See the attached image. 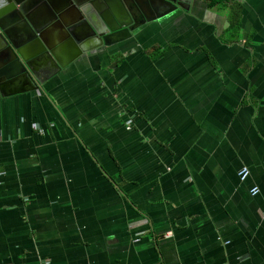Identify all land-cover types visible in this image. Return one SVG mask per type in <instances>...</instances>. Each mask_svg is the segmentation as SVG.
<instances>
[{"label":"crops","instance_id":"1","mask_svg":"<svg viewBox=\"0 0 264 264\" xmlns=\"http://www.w3.org/2000/svg\"><path fill=\"white\" fill-rule=\"evenodd\" d=\"M224 1L8 86L0 264H264V0Z\"/></svg>","mask_w":264,"mask_h":264},{"label":"water","instance_id":"2","mask_svg":"<svg viewBox=\"0 0 264 264\" xmlns=\"http://www.w3.org/2000/svg\"><path fill=\"white\" fill-rule=\"evenodd\" d=\"M195 1L0 0V99L26 78L41 89L42 71L59 72L130 40L178 9L189 11Z\"/></svg>","mask_w":264,"mask_h":264},{"label":"trees","instance_id":"3","mask_svg":"<svg viewBox=\"0 0 264 264\" xmlns=\"http://www.w3.org/2000/svg\"><path fill=\"white\" fill-rule=\"evenodd\" d=\"M221 4H225V1L224 0H207V7H208V9H212L213 7L218 6V5H221ZM239 10H240V6L238 5L234 9V13L236 15H239L238 14L239 13ZM235 22H236V19H231L230 20V23H229V26H228V30L234 27Z\"/></svg>","mask_w":264,"mask_h":264},{"label":"built area","instance_id":"4","mask_svg":"<svg viewBox=\"0 0 264 264\" xmlns=\"http://www.w3.org/2000/svg\"><path fill=\"white\" fill-rule=\"evenodd\" d=\"M248 176V169L247 168H242V170L239 173V179L240 181H244ZM251 195H256L258 193V189L257 188H253L251 191Z\"/></svg>","mask_w":264,"mask_h":264}]
</instances>
